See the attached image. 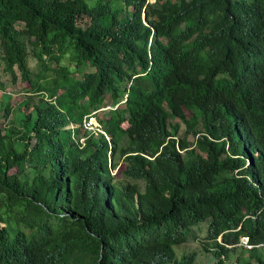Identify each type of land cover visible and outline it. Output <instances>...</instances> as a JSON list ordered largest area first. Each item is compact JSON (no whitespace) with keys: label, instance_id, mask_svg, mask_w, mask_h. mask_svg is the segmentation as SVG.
Segmentation results:
<instances>
[{"label":"trees","instance_id":"16d2710c","mask_svg":"<svg viewBox=\"0 0 264 264\" xmlns=\"http://www.w3.org/2000/svg\"><path fill=\"white\" fill-rule=\"evenodd\" d=\"M3 77L0 264H264V0H0Z\"/></svg>","mask_w":264,"mask_h":264},{"label":"rangeland","instance_id":"374dc122","mask_svg":"<svg viewBox=\"0 0 264 264\" xmlns=\"http://www.w3.org/2000/svg\"><path fill=\"white\" fill-rule=\"evenodd\" d=\"M150 1V0H149ZM153 3L154 1H150ZM32 70L34 72H38V69L35 65L32 64ZM87 70V68H86ZM93 69L87 70L85 73L92 72ZM48 77L50 79L55 77V73L49 72ZM79 79L83 78V75L77 76ZM1 82L3 84L2 89H0V102H2V95L3 94H9L12 98L11 104L12 106H16L17 104H20L23 100H28L29 98H34V95L31 93V91L27 90L28 85L25 83H21L18 81V83L13 84L11 81H9L7 78H2ZM105 105H111V102L109 99L105 100ZM112 106V105H111ZM113 107V106H112ZM188 116V115H187ZM98 118L101 121H105L107 119V112L98 115ZM3 123V121H2ZM178 123V122H175ZM128 125H125L124 128H127ZM72 129L74 127L71 126ZM183 130V127H182ZM192 142V139L189 140ZM123 162H120V166L117 170L114 171V174H117L118 177H120V172L122 171ZM122 179V178H121ZM207 222V221H205ZM208 223H203L198 227H194L190 230L188 233L187 231V241L185 244L181 246H176L174 248L177 258L179 259L182 257V255H187L189 253H195L196 254V264H214L215 260L213 258V255L211 253H207L204 251V245L206 244L205 237H206V231H207ZM247 239H241L240 245L237 246L238 250L231 254L230 259H228V262L225 264H233L237 262V259L240 257V260H248L249 253L248 251L242 249H250L251 246L248 244ZM209 244H212L211 242H208Z\"/></svg>","mask_w":264,"mask_h":264},{"label":"built area","instance_id":"2783aa9c","mask_svg":"<svg viewBox=\"0 0 264 264\" xmlns=\"http://www.w3.org/2000/svg\"><path fill=\"white\" fill-rule=\"evenodd\" d=\"M116 107L112 106H104L97 111L92 112L89 116H87L83 121V130L89 134V136L97 137V136H106L104 133V129L102 123H100V119L98 115L105 113L107 111H113ZM82 140L81 142H83ZM247 241V240H245ZM248 242V241H247Z\"/></svg>","mask_w":264,"mask_h":264},{"label":"clouds","instance_id":"9594fccd","mask_svg":"<svg viewBox=\"0 0 264 264\" xmlns=\"http://www.w3.org/2000/svg\"><path fill=\"white\" fill-rule=\"evenodd\" d=\"M105 106H111V105H105ZM118 106V105H117ZM104 107V106H103ZM116 107V106H115ZM102 108V107H101ZM100 109V108H99ZM113 111H114V109H113ZM107 112H110V111H107ZM103 114V113H102ZM105 138H107L106 136H105ZM243 239H247V238H243ZM247 241H248V239H247Z\"/></svg>","mask_w":264,"mask_h":264},{"label":"water","instance_id":"95a60500","mask_svg":"<svg viewBox=\"0 0 264 264\" xmlns=\"http://www.w3.org/2000/svg\"><path fill=\"white\" fill-rule=\"evenodd\" d=\"M154 2H155V1H154ZM154 2H153V3H154ZM144 18L146 19V14H144Z\"/></svg>","mask_w":264,"mask_h":264},{"label":"bare ground","instance_id":"6f19581e","mask_svg":"<svg viewBox=\"0 0 264 264\" xmlns=\"http://www.w3.org/2000/svg\"><path fill=\"white\" fill-rule=\"evenodd\" d=\"M150 1H155V0H150Z\"/></svg>","mask_w":264,"mask_h":264}]
</instances>
